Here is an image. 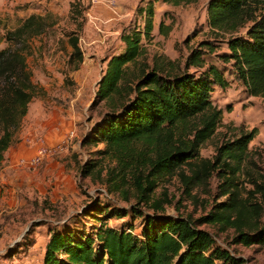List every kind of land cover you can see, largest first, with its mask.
<instances>
[{
	"label": "rangeland",
	"instance_id": "374dc122",
	"mask_svg": "<svg viewBox=\"0 0 264 264\" xmlns=\"http://www.w3.org/2000/svg\"><path fill=\"white\" fill-rule=\"evenodd\" d=\"M207 2H155L149 37L142 38L141 55L129 65L128 72L137 74L139 64L150 67L154 62L163 63L171 74L182 71L190 50L200 41L218 40L205 23ZM146 6L147 0H116L112 7L102 0H0V48L6 46L4 34L26 17L34 15L42 27L39 33L25 36V64L36 88L0 166V264H40L50 232L60 227L75 233L93 228L98 219L114 227L130 221L133 232L139 233L138 218H116L100 212L137 206L133 179L137 173L144 177L147 169L141 166V172L120 171L117 163L103 154L102 142L91 144L88 140L109 110L96 96L106 61L122 51L120 37L124 32L143 27ZM69 35L78 36L82 51V61L74 71L66 64ZM213 42L217 45L205 53L206 63L228 67L216 56L224 50L223 44ZM224 75L228 86L215 87L211 93L221 119L212 135L200 144L199 157L214 162L219 145L253 130L235 180L239 198L255 200L249 194L253 189L250 177L260 180L259 176H264V98L248 95L229 72ZM40 143L51 150L39 165H14L19 155L31 152ZM137 144L130 150L136 160L142 159L143 146ZM138 153L140 156H134ZM87 164L92 166L82 175L80 170ZM181 170L184 176L189 175L182 166L152 176L154 186L148 197L168 200L163 214L196 218L226 197L218 196L221 179L216 174L208 178L200 175L186 187L179 175ZM202 227L215 235L219 246L241 257L243 264H264V244L233 243L231 229L221 232L215 227Z\"/></svg>",
	"mask_w": 264,
	"mask_h": 264
},
{
	"label": "trees",
	"instance_id": "16d2710c",
	"mask_svg": "<svg viewBox=\"0 0 264 264\" xmlns=\"http://www.w3.org/2000/svg\"><path fill=\"white\" fill-rule=\"evenodd\" d=\"M194 1L147 0L143 27L121 35L123 49L108 58L97 83L96 96L109 110L88 142H102L103 154L114 160L120 171L139 172L141 166L148 171L133 179L137 206L115 212L106 208L100 213L138 218L139 233L133 232L130 221L114 227L98 219L93 228L75 233L60 227L50 232L40 264H243L241 257L219 246L215 235L202 226L221 232L231 229L233 243L264 244V176L260 175V180L250 177L253 189L249 194L255 200L239 198L235 180L254 131L219 145L214 162L201 159L198 152L220 122L221 110L212 103L211 93L215 87L228 86L225 72L238 80L248 95L264 98V0H208L205 23L218 40L200 41L190 50L182 71L171 74L163 63L154 62L150 67L139 64L137 74L128 72L141 55L142 38L149 37L153 4ZM41 29L37 18L30 15L4 34L6 46L0 48V166L36 88L25 64V36ZM213 41L223 44L224 50L216 56L228 67L206 63L205 53L217 45ZM67 43L66 64L74 71L82 61L78 36L69 35ZM137 143L143 146L142 159L136 160L130 150ZM90 166H82L81 174L89 172ZM182 166L189 172L187 176L182 170L179 173L186 187L200 175L208 178L214 173L221 179L218 196H226L196 218L163 214L168 200L148 197L154 186L152 176ZM148 177L151 179H143Z\"/></svg>",
	"mask_w": 264,
	"mask_h": 264
},
{
	"label": "built area",
	"instance_id": "2783aa9c",
	"mask_svg": "<svg viewBox=\"0 0 264 264\" xmlns=\"http://www.w3.org/2000/svg\"><path fill=\"white\" fill-rule=\"evenodd\" d=\"M94 1V0H92ZM106 5L114 6L116 0H102ZM50 147L45 143H40L28 153L19 155L13 162L15 166L20 167H36L39 165L45 157L50 153Z\"/></svg>",
	"mask_w": 264,
	"mask_h": 264
}]
</instances>
